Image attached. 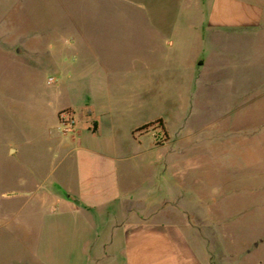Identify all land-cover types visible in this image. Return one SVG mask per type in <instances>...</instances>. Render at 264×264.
<instances>
[{
  "label": "rangeland",
  "instance_id": "374dc122",
  "mask_svg": "<svg viewBox=\"0 0 264 264\" xmlns=\"http://www.w3.org/2000/svg\"><path fill=\"white\" fill-rule=\"evenodd\" d=\"M253 1L263 16L246 45H233V62L219 69L212 60L195 73L186 63L196 31L188 30L183 69L157 47L163 71L151 93L131 85L89 95L101 136L87 115L77 126L82 148L126 157L117 170L121 200L137 192L174 203L156 207L158 216L184 226L213 264H264V4ZM135 2L0 0V264H87L89 233L79 228L90 216H73L60 201L79 198L76 154H68L75 142L57 129L63 109L76 119L84 113L86 79L60 73L52 49L71 39L83 47L88 38L115 66L123 57L128 65L134 31L109 25L145 21ZM151 16L166 23L175 15ZM158 119L162 125L136 131ZM81 163L86 176L89 164ZM100 220L109 225L106 215Z\"/></svg>",
  "mask_w": 264,
  "mask_h": 264
},
{
  "label": "crops",
  "instance_id": "0c3cea01",
  "mask_svg": "<svg viewBox=\"0 0 264 264\" xmlns=\"http://www.w3.org/2000/svg\"><path fill=\"white\" fill-rule=\"evenodd\" d=\"M135 3L137 10L134 11L144 15L145 21L129 26L121 23L109 25L114 29L129 28L134 31L132 39H129V44L134 47V55L128 65L123 57L117 58L118 67L115 66L112 60L105 58L101 45L94 44L88 38L82 40L83 47H79L74 39L54 43L52 51L60 59L55 64L58 71L63 75L66 73V78L71 82L77 74L82 75L80 77L86 79L83 86L87 97L123 92L131 85H134L132 88L136 94L151 93L154 87L152 78L157 77L161 70L157 47H162L163 53L164 49L169 48L172 57L165 54V61L168 60V64L175 63L177 70L183 69L179 53H183L184 45L189 44L185 42L189 36L188 30L196 31L194 36L197 41L193 42V56L192 59L187 58V66L199 74L202 68L214 60L220 69L224 62H233V45H246L250 36H253L255 24L259 25L263 16L262 10L255 6L253 0H136ZM156 13L176 17L172 16L166 23H159L151 16ZM191 13L197 16L191 17ZM147 15L150 16L147 18ZM62 29L66 31L69 28L65 26ZM10 49L13 51L12 44ZM78 66L83 69L78 71L81 69ZM53 82L56 83V78ZM89 97L83 105L84 113H80L78 119L75 118L72 131L63 132L57 117V129L61 136L70 134V141L75 142V145L77 143L69 149L68 154H76L79 198L68 195L67 200L60 201L73 216H90L89 220L86 219L87 223L79 228L82 236L89 233V240L82 249L87 264H213L207 251L191 242L184 226L171 217L158 216L156 207H172L174 203L165 199L150 200L152 194L141 198L137 192L125 193L124 200H121V192L117 190V170L118 163L124 161L125 156L81 147V142L76 139L79 136L77 126L85 120L83 115L88 116L86 120L92 119L95 110ZM93 120V130L97 136H101L97 118ZM82 161L89 164L86 176L82 171ZM109 204L114 209L105 211ZM141 207L148 208L144 210ZM104 215L109 221L108 226L100 220L104 219Z\"/></svg>",
  "mask_w": 264,
  "mask_h": 264
},
{
  "label": "built area",
  "instance_id": "2783aa9c",
  "mask_svg": "<svg viewBox=\"0 0 264 264\" xmlns=\"http://www.w3.org/2000/svg\"><path fill=\"white\" fill-rule=\"evenodd\" d=\"M54 78H49L48 82H53ZM59 125L63 132L72 131L75 126V112L67 109L59 113L58 116Z\"/></svg>",
  "mask_w": 264,
  "mask_h": 264
},
{
  "label": "trees",
  "instance_id": "16d2710c",
  "mask_svg": "<svg viewBox=\"0 0 264 264\" xmlns=\"http://www.w3.org/2000/svg\"><path fill=\"white\" fill-rule=\"evenodd\" d=\"M154 124L162 125V121H161V119H158V120H156V121H154V122L146 123V124L140 126L139 128H137L136 131H143V130H145V129L151 127V126H153ZM165 136H166V135H165ZM166 137H167V136H166Z\"/></svg>",
  "mask_w": 264,
  "mask_h": 264
}]
</instances>
